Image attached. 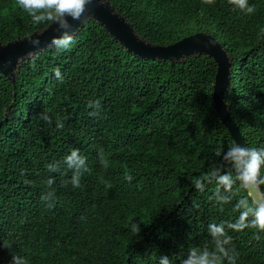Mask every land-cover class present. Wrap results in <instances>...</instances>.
<instances>
[{"label": "trees", "instance_id": "1", "mask_svg": "<svg viewBox=\"0 0 264 264\" xmlns=\"http://www.w3.org/2000/svg\"><path fill=\"white\" fill-rule=\"evenodd\" d=\"M248 3L256 7L252 15L228 0L102 5L152 46H170L195 30L214 37L230 64L227 111L246 146L261 148L264 0ZM50 27L34 25L16 0H0V47ZM73 35L69 50H38L35 67L25 56L0 68V264H10L13 254L27 264H158L162 255L180 264L191 245L210 241L209 223L238 216L235 199L226 205L212 199L215 182L203 191L193 184L221 163L216 151L236 141L216 110L217 60L202 51L141 57L96 18ZM57 68L63 82L55 78ZM95 100L101 107L91 116L88 103ZM41 113L52 122L40 119ZM57 117L63 129L56 128ZM72 149L86 158L81 188L67 183L72 170L64 161ZM101 149L110 161L107 169ZM48 164L59 168L50 172ZM48 178L55 180L51 188ZM50 191L52 200H42ZM133 221L139 235L130 229ZM229 234L237 264H264V232Z\"/></svg>", "mask_w": 264, "mask_h": 264}, {"label": "clouds", "instance_id": "2", "mask_svg": "<svg viewBox=\"0 0 264 264\" xmlns=\"http://www.w3.org/2000/svg\"><path fill=\"white\" fill-rule=\"evenodd\" d=\"M203 2L213 4L215 0H203ZM103 3L104 0H16L17 6L28 14L34 25H56L53 29L56 35L51 37L46 47L53 49L56 54L69 50L75 43L74 35L71 34L70 19L78 21L84 16L89 5ZM228 3L239 8L246 15L256 12L255 5H249L248 0H228ZM42 35L43 33L29 35L27 41L33 48L39 49ZM38 56V51L27 54L33 67ZM54 75L57 80L63 82L59 68L54 70ZM88 107L93 109L89 115L95 116L98 114L96 110L101 107L100 101H89ZM40 119L48 123L52 122V118L47 113H41ZM56 128H64L59 117L56 119ZM215 154L221 158V163L212 166L205 176L195 177L194 187L203 191L206 183L215 182L212 199L219 205L230 204L235 199L233 210L238 213V216L235 222L209 223L207 231L210 241L191 245L187 250L186 258L180 259V264H237L239 253L233 246V237L229 232H239L244 229L264 232V147H247L234 141L227 150L221 147ZM99 160L104 169L109 167L110 161L102 149ZM64 163L68 169L72 170L71 179L67 183H70L73 188H81V177L88 171L86 158L80 155L78 149H72L65 157ZM47 168L50 172H56L59 165L48 164ZM124 179L131 182L133 176L126 171ZM100 182L107 189L112 187V184L103 178ZM54 183V178H48L46 181L49 188ZM239 192H243L244 195L237 198ZM53 197L54 192L50 191L41 199L50 201ZM48 206L52 205L49 203ZM130 229L135 235H139L141 231L139 224L134 221ZM260 238L257 234L256 239ZM10 264H27V262L23 257L13 254ZM158 264H173V261L167 255H162L159 257Z\"/></svg>", "mask_w": 264, "mask_h": 264}, {"label": "water", "instance_id": "3", "mask_svg": "<svg viewBox=\"0 0 264 264\" xmlns=\"http://www.w3.org/2000/svg\"><path fill=\"white\" fill-rule=\"evenodd\" d=\"M90 18H96L129 52L141 57L151 59L179 57L194 51H202L213 55L219 66L214 94L216 110L220 119L229 129L236 142L242 146H246L244 139L234 125L225 105L224 95L229 84L230 64L226 53L214 37L207 34H199L186 37L170 46H152L142 41L126 21L114 15L106 6L96 4L89 5L88 10L80 20L72 21L69 18L72 24L71 34ZM55 27L56 25H52L40 37L41 45L39 49L33 48L27 40L0 47V68L9 62L14 66L19 59L27 56L29 52L38 51L47 47V43L50 41L51 37L56 35L53 31Z\"/></svg>", "mask_w": 264, "mask_h": 264}, {"label": "rangeland", "instance_id": "4", "mask_svg": "<svg viewBox=\"0 0 264 264\" xmlns=\"http://www.w3.org/2000/svg\"><path fill=\"white\" fill-rule=\"evenodd\" d=\"M195 28V27H194ZM193 28V29H194ZM193 29H191V30H193ZM191 30H188L187 32H190ZM193 32H195V33H193V34H191V35H188L187 37H190V36H194V35H199V34H205L204 32H196V30L195 31H193ZM192 33V32H191Z\"/></svg>", "mask_w": 264, "mask_h": 264}]
</instances>
